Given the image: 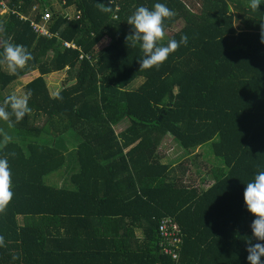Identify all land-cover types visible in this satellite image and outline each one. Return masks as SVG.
<instances>
[{"label": "trees", "instance_id": "1", "mask_svg": "<svg viewBox=\"0 0 264 264\" xmlns=\"http://www.w3.org/2000/svg\"><path fill=\"white\" fill-rule=\"evenodd\" d=\"M53 1L0 0L4 36L33 56L14 75L0 65V102L11 84L38 74L24 84L31 112L12 128L0 121L12 137L0 157L16 153L8 155L14 195L0 213V264H248L244 238L255 217L243 192L264 170V3L254 11L249 0H111L105 13L97 2L108 0H64L80 20L54 15L48 27L58 37L38 36L31 10ZM155 3L176 13L159 43L184 35L188 43L140 69L127 19ZM63 71L72 84L51 95L45 77ZM167 135L189 156L212 144L221 163L209 187L186 185L182 166L178 176L162 163ZM196 158L188 162L198 175ZM62 171L64 185H45ZM165 216L181 231L177 261L160 247Z\"/></svg>", "mask_w": 264, "mask_h": 264}, {"label": "clouds", "instance_id": "2", "mask_svg": "<svg viewBox=\"0 0 264 264\" xmlns=\"http://www.w3.org/2000/svg\"><path fill=\"white\" fill-rule=\"evenodd\" d=\"M56 1L49 3L44 8L51 6ZM262 3L264 0H249L248 6L257 11ZM97 7L102 12H111V0H108L107 4L97 2ZM64 8L67 9L66 5ZM67 10L76 15L74 9ZM175 15V11L166 4L155 3L151 9L146 6L137 7L128 17L127 24L131 26V33L125 37V41L128 47L136 48L139 46L142 50L143 58L139 61L140 69L158 67L168 59L170 54L177 51L182 45H187L188 37L186 35L181 36L179 41L170 39L166 45L159 43L165 38V20L171 19ZM5 32L4 24L0 23V65H4L9 74L14 75L18 70L24 69L28 62L33 59V56L25 46L15 44L7 39L4 36ZM261 42L264 43V25H262ZM31 96V90L22 95L15 93L8 95L0 102V121L6 122L8 128L14 127L16 122L31 112L29 107ZM0 137H2L0 145L4 147L12 142V137L3 128H0ZM8 155L14 157L16 153L11 152ZM8 155L0 157V213L6 211L14 195ZM243 201L247 211L255 217L250 225L251 238H244L247 244V262L248 264H264V260L261 259L264 257V243H262L264 242V170L258 171L253 179L246 184ZM253 240L256 243H253ZM4 246V237L0 236V247ZM18 258V256L12 257L13 260Z\"/></svg>", "mask_w": 264, "mask_h": 264}, {"label": "rangeland", "instance_id": "3", "mask_svg": "<svg viewBox=\"0 0 264 264\" xmlns=\"http://www.w3.org/2000/svg\"><path fill=\"white\" fill-rule=\"evenodd\" d=\"M57 4V3H56ZM45 6V5H44ZM63 10H55L54 12H59ZM182 27V23L178 22L176 28L172 29L171 33L176 31L178 28ZM108 45V41H103L97 46V52L99 53L100 50L103 47H106ZM38 76L36 72L29 73L23 77L19 81H17L14 84H11L7 90L3 91L2 94H12L15 93L17 95H22L24 93V84L32 80ZM66 77H68V72H56L49 74L45 77V81L49 90V93L51 95H56L59 93L61 89L66 87L67 85H70L72 83L66 84ZM141 82V79L135 80L128 89H133ZM128 124L127 120H123L118 124V126L115 127V130L118 132L119 128L123 129ZM159 156L162 158V163L169 164L171 168L174 171L175 175H180L182 173L181 170L185 171V175L183 177V183L186 185H193L200 189H205L206 187H209L212 184V179L210 177V169L213 168L212 166L215 165V167L219 166L221 161L217 160L213 153H212V144L204 145L201 149L196 150L192 153L191 156L186 155V152L181 150L174 142L173 140L167 135V137L163 140L162 146L159 150ZM190 157H197L196 158V164L200 166V173L198 175H195V172L197 170L193 169L192 165L188 162V159ZM180 166H182V169L180 170ZM195 170V171H194ZM65 171H62L60 173L53 174L51 176H48L44 179V183L47 186L52 187H60L65 184V178L67 177ZM137 237H140V234L137 233Z\"/></svg>", "mask_w": 264, "mask_h": 264}, {"label": "built area", "instance_id": "4", "mask_svg": "<svg viewBox=\"0 0 264 264\" xmlns=\"http://www.w3.org/2000/svg\"><path fill=\"white\" fill-rule=\"evenodd\" d=\"M56 3L52 4L49 7H45L43 11H40L37 7V10L35 8H32L31 12L35 17H33L31 21L29 20V24L33 33L37 34L38 36L57 38L58 36L53 35L48 27L49 22L52 21L55 14H58L67 20H80L79 13L75 15L64 8V6L66 5V2L64 0H57ZM0 6H3L1 2ZM55 10L63 11L54 12ZM1 13L4 14L5 11H2ZM36 16H38V19H36ZM63 46L65 48L77 49V46L70 43H63ZM81 58H83V56ZM159 235L162 241L160 247L163 253L165 255L171 256V259L173 261H177L182 236L179 227L176 225V223L173 222V219L171 217L165 216L160 220Z\"/></svg>", "mask_w": 264, "mask_h": 264}, {"label": "crops", "instance_id": "5", "mask_svg": "<svg viewBox=\"0 0 264 264\" xmlns=\"http://www.w3.org/2000/svg\"><path fill=\"white\" fill-rule=\"evenodd\" d=\"M46 6V5H45ZM33 73V72H32ZM120 129V128H119ZM195 187H196V185H195Z\"/></svg>", "mask_w": 264, "mask_h": 264}, {"label": "bare ground", "instance_id": "6", "mask_svg": "<svg viewBox=\"0 0 264 264\" xmlns=\"http://www.w3.org/2000/svg\"><path fill=\"white\" fill-rule=\"evenodd\" d=\"M37 10V8H35Z\"/></svg>", "mask_w": 264, "mask_h": 264}]
</instances>
